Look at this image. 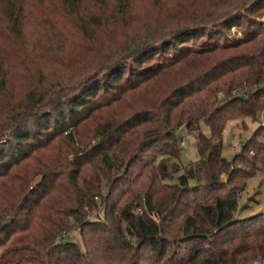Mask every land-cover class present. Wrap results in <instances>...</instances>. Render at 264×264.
<instances>
[{
	"label": "trees",
	"instance_id": "16d2710c",
	"mask_svg": "<svg viewBox=\"0 0 264 264\" xmlns=\"http://www.w3.org/2000/svg\"><path fill=\"white\" fill-rule=\"evenodd\" d=\"M135 1L0 0V264L264 256V212L238 217L247 180L264 171V126L233 160L221 152L226 123L264 107V0H152L161 17L118 35ZM210 26L244 36L190 43ZM49 50L54 79L45 59L30 65ZM181 126L199 154L184 167ZM75 228L82 245L64 237Z\"/></svg>",
	"mask_w": 264,
	"mask_h": 264
},
{
	"label": "rangeland",
	"instance_id": "374dc122",
	"mask_svg": "<svg viewBox=\"0 0 264 264\" xmlns=\"http://www.w3.org/2000/svg\"><path fill=\"white\" fill-rule=\"evenodd\" d=\"M87 5H91L90 2L86 3ZM48 13L50 17H53L56 15L52 8H49ZM134 18L135 20L133 22H130V20H124L121 21L117 28L119 30L118 35L123 32L127 31L129 34H132L136 32L137 28L140 27L143 22L150 21L156 18L161 17L162 13L158 10L157 7L153 6L152 0H137L134 4ZM58 16V15H57ZM255 19H257L259 22H262V25L264 24V11H262V15L255 16ZM60 20V24L63 26H68V21L62 20L58 17ZM63 22V23H62ZM59 24V25H60ZM264 27V26H263ZM243 28L244 27H238L234 26L231 27L230 30H226L223 35L221 34H214L216 29H218L215 26H210L207 30L208 37H201L196 40H192L190 43L194 46H198L201 44L202 41L206 42H213L216 40L222 41L224 38L226 42H236L237 40L241 39L243 35ZM43 28H40V31ZM38 28L36 26L30 25L28 28V31L31 34L30 40L27 43L26 46H24V50L29 53L34 52V48L36 47V36L38 34L37 32ZM39 31V32H40ZM45 37L49 38V45L51 46V49H54L55 43L50 40L51 36L49 35L48 31L45 33ZM35 59V60H34ZM45 59V60H44ZM58 59V56L52 55V50H49L48 52H45V58H37L32 57L31 58V66L32 70H38V69H44L43 61H45V71L48 73L49 79H54L57 75L56 71H59L58 67H55L54 70L48 71V68L50 67L51 60L55 61ZM34 60V61H33ZM47 77V76H46ZM20 83V81H17L15 84ZM22 83V82H21ZM23 85V83H22ZM19 87V86H16ZM261 126H264V107L259 110L257 113V116L255 118H252L250 116L233 119L226 123L223 131H222V155L226 157L228 160H233L238 154L242 153V147L244 143L251 138V136L254 134L255 131L259 130ZM200 130L206 134L209 135V129L204 124V122L200 121ZM87 133V129H82L80 131V136H84ZM178 135L180 139V147H181V154L179 160H177V163L179 166H186L190 162L195 161L199 158V154L196 148V136L195 132L190 131L185 126H181L178 129ZM236 164L238 165H244L243 162L240 160L236 161ZM182 173V170L178 172V174ZM38 177H35L33 180V184L38 181ZM221 179L225 180V175H221ZM240 205L248 204L249 208L240 210L238 212V217L240 218H246L248 216H251L253 214H256L260 211L254 212V209L257 208L259 204H264V171L261 170L255 175L254 177H251L247 180L246 188L244 192L240 195L239 198ZM264 207V206H263ZM262 207V208H263ZM103 205L99 208V216L103 217V211H102ZM139 212V210H137ZM67 239L73 240L76 243L82 245V239L81 235L78 229H72L69 232H67L64 236Z\"/></svg>",
	"mask_w": 264,
	"mask_h": 264
},
{
	"label": "built area",
	"instance_id": "2783aa9c",
	"mask_svg": "<svg viewBox=\"0 0 264 264\" xmlns=\"http://www.w3.org/2000/svg\"><path fill=\"white\" fill-rule=\"evenodd\" d=\"M218 264H264V256H259L256 259H253L251 261L242 262V261H227V262H221Z\"/></svg>",
	"mask_w": 264,
	"mask_h": 264
},
{
	"label": "crops",
	"instance_id": "0c3cea01",
	"mask_svg": "<svg viewBox=\"0 0 264 264\" xmlns=\"http://www.w3.org/2000/svg\"><path fill=\"white\" fill-rule=\"evenodd\" d=\"M264 204H259L256 209H254V212L260 211Z\"/></svg>",
	"mask_w": 264,
	"mask_h": 264
},
{
	"label": "water",
	"instance_id": "95a60500",
	"mask_svg": "<svg viewBox=\"0 0 264 264\" xmlns=\"http://www.w3.org/2000/svg\"><path fill=\"white\" fill-rule=\"evenodd\" d=\"M260 212H264V207L260 210Z\"/></svg>",
	"mask_w": 264,
	"mask_h": 264
}]
</instances>
